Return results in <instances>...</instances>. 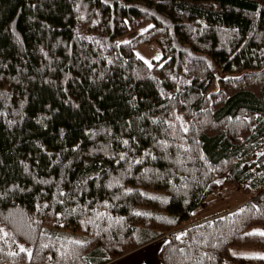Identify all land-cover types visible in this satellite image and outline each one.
Returning a JSON list of instances; mask_svg holds the SVG:
<instances>
[{"label":"trees","instance_id":"obj_1","mask_svg":"<svg viewBox=\"0 0 264 264\" xmlns=\"http://www.w3.org/2000/svg\"><path fill=\"white\" fill-rule=\"evenodd\" d=\"M261 153L264 0H0V264H264Z\"/></svg>","mask_w":264,"mask_h":264},{"label":"rangeland","instance_id":"obj_2","mask_svg":"<svg viewBox=\"0 0 264 264\" xmlns=\"http://www.w3.org/2000/svg\"><path fill=\"white\" fill-rule=\"evenodd\" d=\"M135 36L136 33L133 32L128 38L131 39ZM161 51L159 45H146L138 49V55L148 61L149 65H153L162 58L163 53ZM254 195L245 194L243 188L229 189L222 187L216 194L210 196L199 208L193 219L185 223L178 231L233 213L244 206ZM168 240L169 236H165L110 264H161L158 254Z\"/></svg>","mask_w":264,"mask_h":264},{"label":"snow or ice","instance_id":"obj_3","mask_svg":"<svg viewBox=\"0 0 264 264\" xmlns=\"http://www.w3.org/2000/svg\"><path fill=\"white\" fill-rule=\"evenodd\" d=\"M145 63H148V61H145ZM124 143L127 144V141H125ZM261 155H264V153H261ZM136 163H140V161H136ZM141 195H144V194L141 193ZM149 199H154V198L153 197H149ZM105 206L107 207V203L105 204ZM254 207H255V205H254ZM241 211H243V210H241ZM133 214L136 215V216L146 215L145 213H141V212H135ZM246 235L264 237V231H254L252 233H246ZM178 239H179V237H178ZM72 243L80 244L81 242H79V241H72ZM21 251H26V250L23 249V248H21ZM27 255L29 257H31V253L30 252H28ZM252 258H258V259L264 260V256H258V257H252Z\"/></svg>","mask_w":264,"mask_h":264},{"label":"crops","instance_id":"obj_4","mask_svg":"<svg viewBox=\"0 0 264 264\" xmlns=\"http://www.w3.org/2000/svg\"><path fill=\"white\" fill-rule=\"evenodd\" d=\"M255 231H264V229H255ZM237 255H244V256H264V251H255L250 249H240L235 250Z\"/></svg>","mask_w":264,"mask_h":264}]
</instances>
